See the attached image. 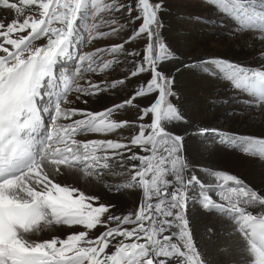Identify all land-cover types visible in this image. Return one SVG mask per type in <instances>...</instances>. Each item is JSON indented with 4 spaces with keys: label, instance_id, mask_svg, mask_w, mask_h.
I'll list each match as a JSON object with an SVG mask.
<instances>
[{
    "label": "snow or ice",
    "instance_id": "snow-or-ice-1",
    "mask_svg": "<svg viewBox=\"0 0 264 264\" xmlns=\"http://www.w3.org/2000/svg\"><path fill=\"white\" fill-rule=\"evenodd\" d=\"M206 3L233 22L230 35L252 32L251 40L264 42V0ZM162 7V0H0V264H211L189 227L186 211L193 197L208 212L231 221L228 236L254 258L251 264H264V193L224 171L204 169L205 176L198 175L183 155L184 137L168 130V124L186 122V117L169 100L176 95L173 80L160 70L174 55L159 32ZM125 9L130 23L142 21L126 40L78 54L85 43L114 34L117 29H99L117 23L106 14ZM223 19L215 21L218 27ZM141 37L142 56L139 49H125ZM120 53L138 59L129 61L127 77L106 87L124 85L146 72L150 79L103 111L62 106L71 103L72 91L83 96L105 91L97 83L81 87L76 78L109 69L116 61H103L102 54ZM260 56L264 59V49ZM73 57V72L61 75L57 64ZM196 66L247 93L237 102L253 111V119L264 109V63L249 67L207 57ZM151 94L152 101L141 107L138 98ZM126 107L138 109L135 120L113 119ZM122 128L131 131L115 138H78L89 133L107 137ZM197 131L211 132L230 147L264 160V137ZM69 173L81 180L128 173L127 181L106 187L140 189L139 204L126 214L114 213L115 205L58 179ZM53 225L74 230L32 238Z\"/></svg>",
    "mask_w": 264,
    "mask_h": 264
},
{
    "label": "bare ground",
    "instance_id": "bare-ground-1",
    "mask_svg": "<svg viewBox=\"0 0 264 264\" xmlns=\"http://www.w3.org/2000/svg\"><path fill=\"white\" fill-rule=\"evenodd\" d=\"M124 1L125 3L128 2V0ZM162 5V10L158 16L163 23L161 27L163 41L174 55L171 59L161 63L160 70L172 78V90L176 95L172 96L171 102L186 117V122L168 124V130L184 137L183 155L189 164L196 166L195 171L198 175L204 177L205 173L202 171L204 169L224 171L235 175L254 189L264 193V160L242 153L235 147H230L227 142H221L211 132L200 134L197 131L202 128L218 129L209 124V122H217V126L225 125V130L219 129L224 133L264 137V135H257L258 133L264 134V109L255 115V119L250 118L252 112L245 111L244 105L237 102L238 97H246L247 93L241 94L231 87L230 81L222 79L219 75L202 72L196 66V62L201 59L220 57L245 66L259 67L264 63V59L260 56L261 50L264 49V42L257 43L251 40L250 37L254 35L252 32L230 35L233 22L223 19L222 15L218 14L211 4L206 3V0H162ZM125 11L126 9L122 12L106 14L107 19L114 18L117 23L99 29V31L107 32L117 29L115 34H118V37L109 40L104 38L106 39L105 42L100 41V39H93L85 43V53L93 52L97 48L111 46L108 43H122L131 35L141 21L136 20L134 23H130V18L128 19ZM3 15L0 12V17ZM132 15L135 16V12ZM197 17H203L204 20L211 19L214 23L201 22L196 19ZM5 19H11V16L9 15ZM221 19H223V24L218 27L215 21ZM144 43L142 37L137 38L125 44V49H139L142 56ZM225 54H229L230 57L224 56ZM111 55L108 60H115L116 62L112 64L110 70L93 72L94 75L91 76L93 79L85 75L83 79L77 77L75 83L81 87H88L89 82L106 87L114 80L127 77L132 67L129 61L138 59L123 53ZM185 65L189 66L185 67ZM64 74L65 71L61 75ZM150 75V72L142 73L137 77L126 79L124 85H117L115 88L106 87L105 91H100L93 96H83L72 91L68 99L71 103L62 106L103 111L126 99L137 83L147 82ZM154 95L140 97L137 102L141 107L147 106ZM78 96L80 99H77ZM212 98L218 104L223 101V98H225V102L221 106L207 107L206 100ZM84 100H87L88 103H83ZM236 109L245 114L243 116L238 115ZM219 110L223 112L233 110L236 114L225 115L226 118H224L222 112H218ZM137 112V108L126 107L117 110L113 114V119L135 120ZM219 117L224 119L220 120ZM145 121L148 122V117L145 118ZM235 128L239 130H235ZM249 129L252 133L257 134L247 133ZM129 131L131 130L128 128H122L117 133H111L107 137L89 133L78 138H115L118 133L127 135ZM203 138H206V141ZM133 151L139 152L140 150L134 148ZM133 163L138 164L139 161H126V164ZM58 179L65 183L75 184L86 194L97 195L102 203L115 205L111 211H116L117 214L133 211L141 198V190L138 188L115 191L106 187V184L114 185L127 181L129 179L128 173L115 176L106 173L99 180H81L77 175L69 173ZM191 196L192 193L190 192ZM251 210L256 212L259 211V208H252ZM186 215L194 240L204 258L210 260L211 264H251L254 258L245 253L239 244L228 236V231L233 226L230 220L223 215L210 213L202 208L198 202V197L189 199ZM78 227L75 226V228ZM208 228L212 229L211 233L207 231ZM73 230L74 228L68 226L53 225L32 238L45 239L51 236H59L62 233L67 234ZM222 248L227 249V251H220Z\"/></svg>",
    "mask_w": 264,
    "mask_h": 264
},
{
    "label": "rangeland",
    "instance_id": "rangeland-1",
    "mask_svg": "<svg viewBox=\"0 0 264 264\" xmlns=\"http://www.w3.org/2000/svg\"><path fill=\"white\" fill-rule=\"evenodd\" d=\"M123 2H125L124 0H123ZM133 4L135 3V0L132 2ZM126 12V11H125ZM135 15H136V13H135ZM128 17V16H127ZM130 17H128V19H129ZM127 19V20H128ZM141 21V20H140ZM161 21V20H160ZM142 22V21H141ZM162 25H163V23H162ZM159 32H160V36L162 37V39H163V35H162V28H160V30H159ZM117 38L118 37V34H112V35H109L108 37L107 36H105V37H100V38H97V39H100V41H103V42H105L106 41V39L107 40H109V39H111V38ZM104 38H106V39H104ZM103 39V40H102ZM228 39V38H227ZM96 40V39H95ZM109 45H114V44H111V43H108ZM80 51V50H79ZM86 51V50H85ZM85 51H84V53H85ZM229 54H225L224 56H226V57H230V56H228ZM104 56L107 58V60L108 59H110V57L112 56L111 54H104ZM106 58H105V60H106ZM104 60V61H105ZM106 60V61H107ZM67 62V61H66ZM69 64H71V63H69ZM87 76V77H90L91 79H93L91 76L92 75H94V73L92 74H90V75H86L85 73H83V76ZM76 82V81H75ZM78 93V92H77ZM80 94V93H79ZM171 98H172V96L171 97H169V100L171 101ZM225 102V98H223V101L220 103V104H218L215 100H214V98H212V99H207L206 100V105H207V107H210V108H212V107H215V106H221L223 103ZM231 102V101H230ZM219 113L220 112H222V115H223V117L224 118H226L225 117V115H231V113H233V110H230V111H226V112H223L222 110H219L218 111ZM252 112V114H250V118H252V116H253V111H251ZM236 113L238 114V115H241V116H243L245 113L243 112V111H239V110H237L236 109ZM257 113L258 112H256L255 113V115H257ZM247 115V114H246ZM223 117H219L220 118V120H222V118ZM223 118V119H224ZM209 124H211L213 127H215V128H218V129H222V130H225V125H222V126H217V122H209ZM235 130H239L238 128H235ZM247 133H251V134H257V133H252L251 132V129H249V131L247 132ZM257 135H264L263 133H258ZM203 140L204 141H206V138H203ZM95 196H97V195H95ZM99 202H101L102 203V201L100 200ZM113 212V211H112ZM114 213H116V211H114Z\"/></svg>",
    "mask_w": 264,
    "mask_h": 264
}]
</instances>
